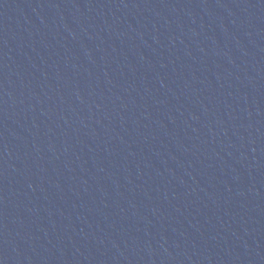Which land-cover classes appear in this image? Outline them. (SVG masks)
<instances>
[{
  "label": "water",
  "instance_id": "95a60500",
  "mask_svg": "<svg viewBox=\"0 0 264 264\" xmlns=\"http://www.w3.org/2000/svg\"><path fill=\"white\" fill-rule=\"evenodd\" d=\"M0 264H264V0H0Z\"/></svg>",
  "mask_w": 264,
  "mask_h": 264
}]
</instances>
